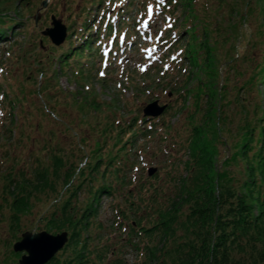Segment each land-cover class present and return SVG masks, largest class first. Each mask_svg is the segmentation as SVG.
<instances>
[{
    "label": "trees",
    "instance_id": "trees-1",
    "mask_svg": "<svg viewBox=\"0 0 264 264\" xmlns=\"http://www.w3.org/2000/svg\"><path fill=\"white\" fill-rule=\"evenodd\" d=\"M1 1L3 9H12V4L6 5L5 0ZM102 1L91 0L89 5L97 7ZM257 1L262 4L260 14L263 16L258 23L259 19L249 22L252 29L247 37L245 51L236 57L234 49L237 46L233 44L229 52L222 53L225 54L222 59L221 54L219 56L218 52H214L215 39L212 34L215 30L222 31L226 26L223 23L229 22L226 36L230 41H242L244 24L251 12L248 7ZM28 2L23 6L19 1L15 9L29 8ZM169 4L172 5V14L179 11V15L173 14L176 18L172 25L176 32L171 42L173 46L181 48L183 62L190 65L192 71L189 73L188 68L186 69L190 79L196 75L197 70L204 74L203 79L200 77L201 80L196 77V84L192 87L188 85L190 79H187L185 86H178L176 104L188 96L193 100H190L184 118L177 125H172L163 117L142 115L140 111H136L132 119L119 128L120 122L116 124L110 121L111 117H108L105 125L101 120L91 123L82 119V124L86 122L82 125L84 127L79 122L77 126L85 134L82 142H79L75 140L78 132L64 133L69 128L67 126H64L63 131L56 132L54 125L57 122L52 117L48 118L45 110H41L39 119L32 120L28 125L19 115L25 112L22 106L26 100L27 85L16 86L12 82V76L5 75L7 82H0V86L6 88L4 93L8 99H0L1 112L12 108L11 114L14 117L18 108L21 123L16 124L12 120V129L7 127L8 131L15 133L17 138L14 141L8 136L0 141V161L10 164V173L5 174L3 187H17L9 214L6 213L7 200L3 199L5 207L0 208V235L6 229L12 233L14 229L19 231L23 224L20 220L22 217L26 220L32 215L40 216L44 213L46 229L53 232L64 228L70 230L71 237L67 245H73V242L85 243L80 246L81 251H77L78 247L71 250V255L74 256L69 260V264H84L85 258L88 259V252H85L88 241L84 239L82 229L95 223L92 220L97 211L95 201H99L105 194L116 197L127 185L129 187L123 196L127 197V201L130 199L131 203L118 212L128 216L130 209L136 214V219L131 221L135 232H145L148 236L159 232L165 243H174H166L169 250L164 251L172 259L156 264H208L210 261L212 264H229L234 252H241L249 244L252 247L250 240H253L256 250L246 261L252 259L254 264H264V0H244L245 7L238 0L229 4L231 14L237 13L238 19L220 17L216 12L211 15L209 9L210 16L198 14L200 7L214 6L209 0H169ZM232 8L237 10L234 12ZM73 13L76 14V11ZM5 16L0 19V44L11 42L16 36V25L21 24L15 18ZM89 20L86 18L84 21V28L90 25ZM173 29L169 28L168 31ZM93 34L90 33L83 38V42L75 46L72 45V40H67L68 48V45L57 46L50 43V52H58L60 62L68 60L73 66L76 62L73 57L79 51L84 52L90 42L96 41L97 36ZM260 85L263 86L262 89ZM85 102V108L92 104L90 100ZM175 105H170V108L175 109ZM0 119H4L3 115ZM159 122L164 129L161 141L167 143L166 147L172 144L182 151H188L187 160H176L174 164L178 167L183 164L189 176L182 186L175 187L178 192L175 195L182 190L178 199L175 200L170 195L166 204L157 198L159 187L156 183L144 181V178L141 181L128 177L131 163L124 161L128 145L135 143L139 134H156ZM3 124L6 123L3 121ZM135 127H139L137 131L134 130ZM63 133L71 138L62 140L60 135ZM36 136H42L44 140ZM21 143L32 148L34 153L30 157L40 150L54 159L55 177L49 175L50 169L46 163L36 169L39 180L44 182L35 186L38 195L27 192L26 184L31 185L29 177L26 176L23 183L17 182L16 176L20 174L18 170L15 175H11V170L19 164L12 162L20 160L14 155H19L17 146ZM220 146L225 150L230 148V153L227 155L226 152L221 158V161L226 159L219 168L215 160L222 153ZM66 156L68 160L65 159ZM84 160L85 164L80 166ZM230 168H240L244 176L241 174L243 177H240V172L230 171ZM24 174L27 172L23 176ZM150 178L155 182L160 179L158 174ZM216 182L221 190L219 195L215 192ZM81 191L86 194L85 205H80ZM88 195L92 197H87ZM52 196H60V199L55 198L56 201L49 207ZM45 197L48 199L45 200ZM46 201L49 202L47 206L43 205ZM43 206L46 207L45 210L40 208ZM182 215L184 219H181ZM4 221L9 222L6 224L9 227L3 231ZM182 227L183 231L178 232L177 229ZM241 262L243 263L242 260Z\"/></svg>",
    "mask_w": 264,
    "mask_h": 264
},
{
    "label": "rangeland",
    "instance_id": "rangeland-1",
    "mask_svg": "<svg viewBox=\"0 0 264 264\" xmlns=\"http://www.w3.org/2000/svg\"><path fill=\"white\" fill-rule=\"evenodd\" d=\"M5 1L6 5L12 4V9L5 10L0 6V19L7 15L9 18L13 17L20 21L21 24L16 25V34H14L16 36L11 42L0 44V82L6 83L5 75H11L14 85H27L26 100L22 106L25 112L19 113V115L24 118L28 125L32 120L39 119L41 110H45L46 116L52 117L57 122V126L54 125L56 132L63 131L64 126H67L69 128L64 133L72 134L76 131L78 134H75V140L82 142L85 131L80 130V127L77 126L78 122L82 126L87 121L95 123L101 120L105 125L108 117H111L110 121H114L116 124L120 122L119 128L131 120L136 111H140L143 115L144 107L155 100H158L161 106L167 104L159 116L163 117L165 121L177 125L184 118L187 106L193 99L188 96L176 104L178 86H185L188 83L186 81L187 79L189 81V73L192 69L190 65L183 62L181 48L173 46L171 42L176 32L172 25L176 18L173 14L179 15V11L173 14L170 12L172 5L169 4V0H162V2L161 0H103L97 7L89 5L91 0ZM19 1L22 2L23 6L29 1L30 7L15 9ZM209 1L214 3V6L200 7L197 10L198 14L209 15V9L211 15L216 12L220 17L239 18L237 13L231 14L230 12L229 4H233L235 0H231L233 2L230 3H227L226 0ZM238 1L241 6H246L244 0ZM45 2L47 5L44 4ZM1 3L3 4V1L0 2V5H2ZM261 5L257 1V3H251L250 8L248 7L251 12L247 23L244 24L245 32L242 41L239 39L230 41V38L226 36V33L229 32V22L223 23L226 26L222 31L214 29L215 33L212 34L215 39L213 42L215 45L214 52H218L219 56L221 54L222 59L225 55L222 53L229 52L233 44L237 46V49H234L236 57H239L244 47H247V37L251 34L250 29H252L249 22H255L257 19H259L257 23L261 21V16H263L260 14L262 13L260 12ZM149 8L152 9L151 15L148 12ZM236 10L233 9L234 12ZM74 11L76 14L73 13ZM53 16L67 26L68 35L62 43V45H68L67 48L69 47L67 40L69 42L72 40V45L75 46V44L79 45L83 42V38L90 33L97 36L95 37L96 41L92 43L90 41L93 38H90V45H87L84 52L79 51L73 57L76 60L73 66L68 60L60 62L57 56L58 52L57 54L50 52L52 40L49 36L43 35V31L48 27H53ZM86 18L90 19L88 28L83 27ZM24 23H26L25 26H23ZM169 28L173 30L168 31ZM168 33L170 34L168 35ZM174 56L176 59L172 58ZM187 68L189 73L186 71ZM194 76L189 81V87L196 84L194 81L197 76L198 79L200 77L203 79L204 74L197 70ZM262 88L263 86L260 85V89ZM5 90L4 86H0V99L6 98ZM87 100L92 101L89 108H85V101ZM170 105H175L176 108L171 109ZM11 113L12 108L8 111L3 110V113L0 108V116L3 115L4 117V119H0V141L6 136L10 137L12 141L17 138L15 133L7 130V127L12 129V120L16 124L21 123L18 108L14 117ZM82 119L86 121L83 124ZM3 121L6 124L2 125ZM138 128L135 127L134 130L137 131ZM157 131L153 136L139 134L135 143L128 145V154H126L124 161L128 160L131 163V168L127 173L128 177L141 181L144 178V181L156 183V186L159 187L157 198L160 201H165L166 204L169 202L170 195H173L175 200L178 199L182 190L175 195L178 193L175 191V187L182 186L185 178L189 176L188 171L184 170L183 164L179 167L174 164L176 160H187L186 153L188 151H182L172 144L166 147L167 143L161 141L164 129L160 126V122ZM64 133L60 135L62 140L71 138V136H65ZM39 138L44 140L42 136ZM17 147L19 155L14 156L20 160L12 163H19L20 166L18 164L12 169L11 175H15L18 170L20 174L16 176L17 182L23 183L27 179L26 176L29 177L31 185L26 184L27 192L31 191L38 195L35 186L42 185L44 182L39 180L36 169L46 163L50 169L49 175L55 177L53 172L54 159L49 154L40 152V150L35 151L36 153L30 157L34 152L31 147L25 146V143L18 144ZM220 151L222 153L218 155V160H215V164L218 163L219 168L226 159L221 161V158L226 152L227 155L230 153V148L225 150L220 146ZM66 157L65 159L68 160V156ZM81 163L80 166H83L85 160ZM150 168H155L152 175ZM230 171L240 172L239 176H244L240 168L237 170L230 168ZM24 172L27 174L23 176ZM6 173H10V164L7 161H0V208L5 207L3 199L7 200L6 213L9 214L13 194L17 191V187L8 189L3 187ZM157 174L160 179H156L157 182H155L150 177ZM139 186L141 187V184ZM128 187L126 185L124 191H119L116 197L105 194L99 201H95L97 211L92 216L95 223L82 229L84 239L88 241L85 249V252H88V259H85L84 264H156L172 259L169 253H164V251L169 250L168 244H172V241L166 242L168 243L166 244L159 232H155L151 236L145 232H135L131 221L136 219V214L132 213L130 209L128 216L118 212L131 203L130 199L127 201V197L123 196ZM220 191L216 182V194L219 195ZM85 196L84 191H81L79 195L80 205L82 203L85 205L87 202V198L84 200ZM59 197L53 198L52 196L50 203L46 201L43 205L47 206L49 203L50 207L56 201L55 198L59 200ZM87 197H92V195ZM47 199L48 197H45V200ZM135 201L139 200L135 199ZM41 205L38 204V206ZM45 206L40 208L45 210ZM43 216L44 213L40 216L35 214L26 220L22 217L20 220L23 224L20 230L14 229L13 233L11 230H5L6 227H9V225L6 226L9 222L4 221L2 230L5 231L0 235V264H19L25 251L16 252L14 244L22 239V234L26 231L41 232L46 230L53 234L64 231L69 233L68 242L60 249L53 262L48 264H69V260L74 256V254L71 255V250L78 247L77 251H81L80 246H83L84 242H73V245H67L71 237L70 230L64 228L58 232H53L46 229L47 220ZM181 219H184V215L181 216ZM177 231L182 232L183 227ZM250 241L252 247L249 244L241 252H234L229 264H254L252 259L246 261L256 250L253 240ZM210 262L212 263V261Z\"/></svg>",
    "mask_w": 264,
    "mask_h": 264
},
{
    "label": "water",
    "instance_id": "water-1",
    "mask_svg": "<svg viewBox=\"0 0 264 264\" xmlns=\"http://www.w3.org/2000/svg\"><path fill=\"white\" fill-rule=\"evenodd\" d=\"M47 5V3H44ZM53 27H48L43 34L51 37L55 45H61L67 36V27L60 20L53 16ZM167 104L161 106L155 100L144 107V115L148 117H158L165 110ZM155 172V168H150V174ZM67 231L53 234L46 230L41 232L26 231L22 234V239L14 244L16 252L26 253L22 256L19 264H47L65 244L68 242ZM209 264H212L211 262Z\"/></svg>",
    "mask_w": 264,
    "mask_h": 264
},
{
    "label": "snow or ice",
    "instance_id": "snow-or-ice-1",
    "mask_svg": "<svg viewBox=\"0 0 264 264\" xmlns=\"http://www.w3.org/2000/svg\"><path fill=\"white\" fill-rule=\"evenodd\" d=\"M161 2H162V0H161ZM148 12H149V15H151V12H152V9L151 8H149L148 9ZM173 59H176V57L174 56V57H172ZM101 75H103V73H101Z\"/></svg>",
    "mask_w": 264,
    "mask_h": 264
},
{
    "label": "flooded vegetation",
    "instance_id": "flooded-vegetation-1",
    "mask_svg": "<svg viewBox=\"0 0 264 264\" xmlns=\"http://www.w3.org/2000/svg\"><path fill=\"white\" fill-rule=\"evenodd\" d=\"M86 259V258H85Z\"/></svg>",
    "mask_w": 264,
    "mask_h": 264
}]
</instances>
